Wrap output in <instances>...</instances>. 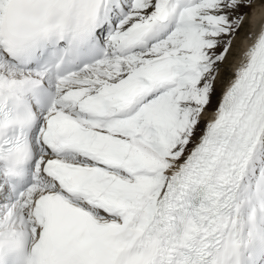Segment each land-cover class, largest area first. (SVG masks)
<instances>
[{
	"label": "snow or ice",
	"instance_id": "obj_1",
	"mask_svg": "<svg viewBox=\"0 0 264 264\" xmlns=\"http://www.w3.org/2000/svg\"><path fill=\"white\" fill-rule=\"evenodd\" d=\"M0 264H264V0H0Z\"/></svg>",
	"mask_w": 264,
	"mask_h": 264
},
{
	"label": "bare ground",
	"instance_id": "obj_2",
	"mask_svg": "<svg viewBox=\"0 0 264 264\" xmlns=\"http://www.w3.org/2000/svg\"><path fill=\"white\" fill-rule=\"evenodd\" d=\"M251 30L253 32V35H255V33L258 31V26L252 27L251 29H244L241 31L240 33V37L237 38V40L235 41V45H234V49L233 52L234 54H238L237 50L240 49L241 47V39L247 34V32ZM252 41H246L244 44V47H246L248 44H250ZM238 60H233L232 57H229L228 62L226 63L225 67H224V71L226 73V75L230 76L231 73L234 71L235 69V65L238 63ZM222 91V90H218V93Z\"/></svg>",
	"mask_w": 264,
	"mask_h": 264
}]
</instances>
